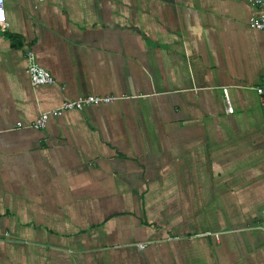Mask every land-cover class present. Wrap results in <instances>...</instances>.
<instances>
[{"label": "crops", "instance_id": "obj_1", "mask_svg": "<svg viewBox=\"0 0 264 264\" xmlns=\"http://www.w3.org/2000/svg\"><path fill=\"white\" fill-rule=\"evenodd\" d=\"M4 6L0 264H264L256 6ZM26 49L54 82L32 85ZM88 94L116 98L30 125L39 111Z\"/></svg>", "mask_w": 264, "mask_h": 264}, {"label": "built area", "instance_id": "obj_2", "mask_svg": "<svg viewBox=\"0 0 264 264\" xmlns=\"http://www.w3.org/2000/svg\"><path fill=\"white\" fill-rule=\"evenodd\" d=\"M247 1L258 8V12L250 18V25L257 29H264V0ZM7 26L8 21L5 15L4 0H0V29L4 30L7 28ZM25 59L26 72L29 75L32 85L54 82V76L48 69H46L37 62L36 55L32 49H26ZM254 88L260 96L261 104L264 105V86L257 85ZM223 90L226 110L231 112L233 110V106L227 94L226 87H223ZM114 98L116 97L113 95L88 94L77 99H67L55 107L39 111L38 116L35 120L32 121L30 125L35 128H43L46 126L48 118L52 115H59L64 111L70 109H82L84 106L87 105L100 104L102 102H110ZM140 245L143 246V243H140Z\"/></svg>", "mask_w": 264, "mask_h": 264}]
</instances>
